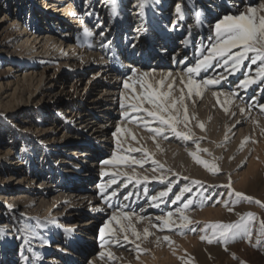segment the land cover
I'll list each match as a JSON object with an SVG mask.
<instances>
[{"label": "bare ground", "instance_id": "bare-ground-1", "mask_svg": "<svg viewBox=\"0 0 264 264\" xmlns=\"http://www.w3.org/2000/svg\"><path fill=\"white\" fill-rule=\"evenodd\" d=\"M18 1L8 18L5 14L7 1H0V53L13 59H50L58 67L65 66L71 71L57 76L54 73L46 75L44 70L29 71L28 68L23 71L6 68L0 72V108L8 114H18L30 106L36 108V121H22L24 125L17 128L26 129V125L31 124L28 127L38 136L29 145L33 149H37V145L43 147L40 152L42 161L34 162L29 175L23 171L25 157L20 156V150L26 151L29 147L26 138L22 136L18 145L15 140L9 144L0 142V211H6V216L0 214L3 219L0 221L3 222L0 225V261L12 264L13 258H18L20 264H38L36 253L47 246L49 250L40 259V264H91L98 259L94 253L102 245L99 244L101 229L109 224L114 214L122 212L115 210L121 206L119 202L127 205L131 199L132 204L142 201L144 207L133 217H145L143 222L147 227L149 217L156 218L170 211L175 213L181 207L185 193L182 201L172 204L171 200L182 188H190L189 180L201 181L206 194L213 191V184L225 186L229 193L230 176L232 189L242 192L240 183L248 181L264 161L263 148H257L255 156L258 157L252 156L248 160L246 171L233 177L230 174L247 159L250 144L240 150L242 140L257 137L259 128L264 131V110L261 107L264 106V77L257 76L258 67L245 70L240 67L233 73L230 65L214 60L212 66L202 69L195 79L217 78L221 74L226 79L208 86L202 97L193 93L185 100L189 127L195 133L193 139L200 138V147L212 153V156L203 152L198 155L210 162L213 157H222L215 161L220 169L217 173L207 171L188 154L196 150L192 140L186 141L171 132L166 133L167 139L157 137L160 149L165 150L160 156L161 150L149 138L150 133L142 125L137 126L138 119L145 114H131L127 109L131 97L140 94L139 85L135 83L134 88H125L124 85L125 82L133 84L142 73H148L147 79L153 83L168 73L173 77L184 74L187 67L194 66L208 54L215 43L214 26L219 20L233 15L235 8L243 3L262 4L264 0ZM27 2L29 16L26 23L17 22ZM177 5L181 9L179 13ZM3 22L6 23L2 26ZM111 33L112 37L108 38ZM165 34L170 36V41L161 43ZM137 52L140 55L136 57ZM150 56L154 57L148 62ZM11 62L15 64L13 60ZM95 62L102 65L98 71H95L98 67L94 66ZM245 77L255 82L247 88L240 87ZM179 87L177 79L176 88ZM175 92L179 96V91ZM213 92L221 95L213 96ZM64 103L68 110H62ZM122 103L125 108L121 107ZM49 109L56 115L52 121L45 116ZM126 110L128 117L124 115ZM141 114L144 115L139 116ZM41 115L45 116L42 120ZM198 122L205 124L204 131L196 126ZM152 124L157 126L155 121ZM118 127L127 131L117 132ZM129 131L143 139L139 143L131 140L132 146H129L126 143L131 138ZM141 146L166 167L173 168L175 173L172 175L164 170L172 181V192L158 208L148 207L149 202L145 200L149 201L152 195L166 190L167 182L148 181L137 185L135 179L128 182L126 176L116 175L118 183L115 188L108 186L113 173L131 175L132 170L122 164H105L104 161L111 160L114 155L125 156L130 148ZM141 154L130 152L128 156L141 159L138 158ZM135 171L139 176L152 175L145 166L137 167ZM233 180L238 181L239 186ZM101 184L105 185L103 193ZM114 190L117 195L111 196ZM194 205L190 206L192 215L198 219H211V211L199 216ZM173 219H176L175 215ZM40 221L47 227L31 228V224ZM73 242H77L76 245ZM17 244L18 255L15 256ZM187 244L192 245V242ZM28 254L33 262L28 259ZM154 257L160 258L157 262L161 264H176L168 251L154 252L152 258H145V262H151Z\"/></svg>", "mask_w": 264, "mask_h": 264}, {"label": "snow or ice", "instance_id": "snow-or-ice-1", "mask_svg": "<svg viewBox=\"0 0 264 264\" xmlns=\"http://www.w3.org/2000/svg\"><path fill=\"white\" fill-rule=\"evenodd\" d=\"M177 12L181 11L180 6L177 5ZM215 43H213L208 50V54L204 55L202 59L198 60L194 66L187 67L186 72L184 74L179 75L178 77H173L172 73H168L164 78L155 83L150 82L147 77L148 73H142L137 81H134L133 84H129L125 82V88H134V84L138 83L139 88L141 89L140 94H134L131 97V103L127 105V109H130L132 112L141 113L143 112L145 116L140 117L137 121V126H143L145 130L150 133L149 138L156 144V148L160 150V144L157 141V137H163L167 139L166 133L171 132L176 137L182 138L186 141L192 140L193 143L196 144V150L191 151L188 154L192 157L195 163L202 165L207 171L211 173H217L220 171L219 165L215 162L217 159L213 157V161L201 159L198 153H207L209 156H212V153L207 148H201L199 139H193L195 133L189 127L190 119L188 113V106L185 103L186 98L190 99L193 93L196 96L202 97V93L204 90L208 88L210 85L219 84L221 79H226L223 74L217 78L203 79L201 81H197L195 76L200 73L202 69H207L212 66V62L214 60L219 63L223 62V65H230L231 71L234 73L237 71L243 62L246 59H250L252 64H256L257 61H260V65L257 69V76L264 77V3L260 4L258 7H248L246 12H241L237 15H226L221 20H219L215 26ZM89 35L91 33H88ZM239 48L240 51L233 53L232 49ZM249 53H252V56H249ZM185 75L187 76V80H185ZM179 80V84L181 87L179 89L176 88V81ZM171 80V83L168 81ZM254 80H251L248 77H245L240 82V87L247 88L250 83H254ZM166 89V90H165ZM187 89V92H185ZM179 91V96H175L174 92ZM216 92H213V96H218ZM219 102V101H218ZM194 103V101H193ZM122 108H125V104H121ZM262 110H264V106H261ZM181 109L183 112H181ZM224 111L227 113L228 108L225 107ZM244 109H241L243 112ZM125 117H128L129 112L126 110L124 112ZM148 118H151L149 120ZM195 119V116L192 117ZM157 122V126H153L152 122ZM182 126V127H181ZM197 127H199L202 131L205 130V124L203 122H198ZM117 132L127 131L126 129L117 128ZM133 141L137 143L140 142L143 137L138 138L135 133H128ZM225 139H227V134L225 135ZM247 140L241 142L240 149L242 150L244 144ZM119 146V142H118ZM219 147V145H217ZM129 152H141L145 157H149L154 154H150L149 151L141 146L139 148H130ZM105 164H127L129 167L132 165L139 166L143 168L146 160L144 159H129L128 156L124 155H114L111 160L104 161ZM152 164L154 167L151 169L153 175L149 176L147 174L139 176L135 168L132 169V174L128 173H113V178L109 180L108 186L112 184H117V180L115 179L116 175H124L127 177L128 182H132L135 179V183L137 185L142 182L148 181H159L161 184L167 182L166 190L160 191L157 195H152L150 197L152 207H159L161 203H164V198L169 196V193L172 192V181L168 179V176L164 174L165 164L152 159ZM157 169H160V174L156 175ZM170 172L171 169H168ZM107 175L108 173H104ZM187 179V178H185ZM193 183H200V181H194ZM232 180L229 176V182L227 187L230 189L228 195L229 197H235L232 200V204L239 203L241 201L248 203H255L260 207L264 208V202L254 199V197L246 195L243 192L236 191L232 189ZM101 193L105 191V185H100ZM189 187L182 188L178 194H175V198L171 200L172 204H176L179 201H182L184 197V193L189 192ZM145 194H147V189H145ZM117 191H113L111 196H116ZM128 197L126 196L125 199ZM192 200H187L182 203V206L176 209V212H167L163 216L156 217L157 221H160V224H151V227L158 228L159 230L169 229L171 230L173 227H178L181 230L184 228H188L189 225L193 224V221L186 214L187 210L192 205ZM223 206L229 212H233V207H229V201H223ZM174 215L176 219H173ZM239 219L235 222L224 223V222H215L206 224L200 231L207 233L209 230L211 231V236L205 234L200 236L201 241H207V243L212 244L213 242H223L225 245L229 241H235L237 238H248L249 241L252 236V228L251 222L255 219L254 213H245L240 215ZM135 216L134 213L129 214L125 212H121L119 215H113L109 221V224L115 222V227L109 228L108 225H105V228L101 229V240L102 246L104 243H108V241L103 240V233L105 229H107L110 233H115L116 235L113 237L117 242L122 235L123 240H129V229L131 230V235L135 237L136 240H141V233L131 224V221ZM137 221H143L145 217L136 216ZM121 221H128L129 223L125 224ZM151 223V221H149ZM199 223V222H196ZM190 231H196L195 228H190ZM182 234V232H181ZM152 233L149 231L148 227L143 229V239H147ZM260 235H264V221L260 222ZM159 237L157 238V242H159ZM163 239L168 241L171 245L173 242L171 241L169 236H164ZM260 243V239H257V244ZM136 248L139 250L140 246L137 244ZM101 258L104 257L105 253H101ZM108 257H112L113 253L108 252ZM233 258L235 255L233 254ZM184 264H190L189 261H185ZM243 264V262H242Z\"/></svg>", "mask_w": 264, "mask_h": 264}, {"label": "rangeland", "instance_id": "rangeland-1", "mask_svg": "<svg viewBox=\"0 0 264 264\" xmlns=\"http://www.w3.org/2000/svg\"><path fill=\"white\" fill-rule=\"evenodd\" d=\"M6 1L7 3L5 4V8H6L5 14L8 18V17H11L12 12L14 11V6H15L14 3L18 4L19 1L18 0H4V2ZM95 2L101 3V0L100 1L95 0ZM35 3H36V0H35ZM259 5L260 4L258 2H256L255 4H251V5H247L243 3V5H241L240 7L235 8L233 15H237L241 12H246L248 7H258ZM28 6H29V3L27 2V4L23 7L21 14L19 15V17H17V22L23 21V23H26V20L29 16ZM0 11H1V6H0ZM92 16H94V13L92 14ZM14 22H15V19H14ZM5 23L6 22H3L2 26ZM93 24H94V21H93ZM107 37L108 38L112 37V33L110 35H107ZM238 51H240L239 48L232 49L233 53L238 52ZM139 55H140L139 52H137L136 57ZM252 55H253L252 53H249V56H252ZM153 57L154 56H150L148 62L152 61ZM11 60H13L15 64L12 65L13 62H11ZM52 61L53 60L41 59V58L31 60L29 58L24 59V58L18 57V58L13 59V57L0 53V72H2L6 68H9V71L13 69H19L20 71H23L28 68L29 71L34 70L36 72H40L44 70L46 75L54 73L55 76H57L60 73H69L71 71L70 69H66L65 66L58 67V65L54 64V61L53 62ZM95 63L96 64L94 66H98L95 71H98L99 67L102 65L97 62ZM259 65H260V61H257L256 64H252L250 59H246L241 65V67L243 70H245L247 68L252 69L253 67H259ZM100 78L101 77H99V79ZM136 85H139V84L136 83ZM256 91L257 89L254 90V92ZM174 95L178 97V94L176 92L174 93ZM30 107L29 109L23 108L21 111L18 112V114L16 112L8 114V113L3 112V109L0 108V142H7L9 144L11 140H15V144L18 145L20 144L22 136L23 138L24 137L26 138L27 146L29 147L26 148L27 149L26 151L20 150V156L24 155L25 157V165L23 166V171L24 172L27 171L28 172L27 174L29 175H30V172L34 169L33 167L34 162L37 163L38 160H41L40 157H43V155L40 153L41 150L43 149L42 145L39 144L41 146L39 148L37 145V149L35 148L33 149V146L29 145L30 141L37 140V136H38V134L35 133L31 127H28V125L30 126L31 124H27V125L25 124L27 126L26 129L17 128L18 125H24L22 121H25V122L31 121V123L32 121L33 122L36 121V115H35L36 108L31 109ZM66 107H67L66 103H64L62 106V110L63 111L68 110V108ZM131 112L132 111H130V113ZM61 115L63 116V114ZM143 115L144 114H141L139 116H143ZM45 116L47 120L49 119V121H52L55 119L56 115L51 109H49L48 111L45 112ZM45 116L41 115V120L44 119ZM254 123L258 125L257 122L254 121ZM68 140H74V138H69ZM131 140H132L131 138L126 140V143L129 146H132ZM245 140H247V142L244 144L245 146L247 144H250V150L248 151L247 159L244 160L239 167L231 171L230 174L232 177L237 173L239 174L247 170L248 160L252 158V156L253 157L255 156V152H257V148L262 147L264 150V147H263L264 146V131L261 130L260 128H259V133L257 137L249 136L243 139L242 141H245ZM239 149H240V146H239ZM17 150H19V147H17ZM160 150H161L160 156H163L165 153V150L164 149L163 150L160 149ZM127 151L125 152L126 154L125 156H128L130 153L129 151L128 152ZM29 153H31V155H29ZM136 155L137 154H135L134 156L136 157ZM128 157L130 159L131 157H133V155L131 157L130 156ZM255 157H258V156H255ZM138 158L146 160V163H144V166L146 170H149V172H151V169L154 167V165L152 164V159L162 162L161 160H158L157 157L153 155L149 157H145L143 154H141L138 156ZM28 163L30 164L29 166H28ZM122 165H124V167L128 169L130 168L131 170L133 168L136 169L137 167H139L136 165H132L131 167H129L127 164H122ZM3 167H6V165L4 164ZM9 167L11 168L13 166L11 165ZM36 168L38 169V166ZM168 169H171L169 173H171L172 175L175 174L172 172L173 168H170V167H166L164 169L165 173L168 172ZM116 173H120V172H116ZM151 174L153 175L152 172ZM155 174L159 175L160 169H157V172ZM171 174L170 176H172ZM188 182L190 184V191L185 193L186 197H185V200L181 202V206L183 202H186L187 200L191 199L192 202L195 203L193 208L197 207L196 210L198 212V215L202 216L206 212L211 211V214H210L211 219L209 218L208 219L207 218L198 219L196 218L195 215H192L190 213V208H189V210H187V215L193 221V224L189 225L188 228H184L183 230H181L178 227H173L171 230L164 229L163 231V230H159L158 228H153V227L150 228L151 224H160L161 222L155 221L156 218L154 217H149L148 221H151V223L149 222L147 227L149 228V231L152 233V235H150L145 240L143 239V229L146 227V225L143 222L144 220L137 221L135 217H133V219L135 220L132 219L131 224L141 233V237H142L141 240H136L135 237L131 235V230L129 229V232H128L129 240L128 241L123 240L122 235H121L119 242H117L113 238L116 234L110 233L107 229H105L103 233V240L108 241V243H104L102 246L101 245L102 240L100 238V242H99V244L101 245L100 250L97 249L94 253L98 255V259L92 262L91 264H161L160 261L159 263L157 262V259L160 260V258H155V257L154 259L151 260V262L149 263L145 262L146 261L145 258H152L154 252H160V251L170 252L176 264H184L185 261H189L190 264H242V262L243 264H264V235H260V222L264 221V208L260 207L259 205L255 203H248L244 201H241L233 205L232 200L235 199V197H229L227 189L225 188V186L221 184H213L211 187L213 191L210 192L209 194H206L205 188H203L201 181L198 184L190 183V182H193L191 180H189ZM235 182H237L236 184L237 186H239L238 181L233 180V183ZM115 185L117 184L111 185L112 189L115 188ZM240 189L246 195L252 196L255 199H258L264 202V161L263 162L261 161V164H259L257 171L253 173L252 177H250L248 181L240 183ZM132 200L133 199H131L127 205H122L124 204V202H119L122 208L121 206H118L116 207L115 210H118V211L120 210V212L127 211V213L128 212L134 213L135 215L138 214L139 212H141L140 210L142 209V207H144L142 204V201L132 204L133 202ZM225 200L229 201V207H233L234 209L233 212L227 211V209L223 206V201ZM145 201L149 202L148 207H150L151 201L150 200L149 201L145 200ZM2 204L5 205L4 202ZM249 212L255 214V219L254 221L251 222L252 236H251L250 241L248 238H237L235 241H229L225 245L223 242H213L212 244H209L207 243V241L200 240L201 235L207 234L211 236L210 230L207 233L200 231V229H202L206 224L215 223V222H224V223L235 222L239 219V216L237 215V213H239L240 215H243ZM162 215H165V214H162ZM107 218L109 219V217ZM2 220L3 219H0V221ZM121 222L125 224L129 223L128 221H121ZM196 222H199V223H196ZM2 224L3 222H0V225ZM43 224H44L43 221H40L39 223L31 224L30 226H32L31 227L32 229L39 230L42 227H47L46 224L45 225ZM108 227L109 228L115 227V222L108 224ZM190 228H195L196 231L194 232L190 231L189 230ZM97 229L98 228H95V230ZM161 233H165V235H162ZM101 235L102 234H100V236ZM156 235L158 237L160 236L159 242H157L158 237L156 238ZM164 236H169L173 243L170 245L168 241H165L163 239ZM258 238L260 239L259 244H257ZM73 241H75V239ZM188 242L189 243L192 242L193 246L191 244H187ZM46 243L47 242L45 241L44 244L46 245ZM73 243L76 245L77 242H73ZM92 243H95V241H92ZM137 244L140 246L139 250L136 248ZM16 246L17 247L15 249V256L18 255V247H19L18 244ZM48 250L49 249L46 246L43 248L42 252L36 253L35 257H36V261L38 262V264L42 263L40 259L42 257L44 258ZM98 250L100 252H98ZM109 251L113 253V256L111 258L108 257L107 255ZM102 252L105 253L103 258H101V255H100ZM233 254L235 255V258H233ZM27 256H28V259L31 262H33L32 256L30 254H28ZM12 262L13 264H20L21 259L13 258Z\"/></svg>", "mask_w": 264, "mask_h": 264}, {"label": "built area", "instance_id": "built-area-1", "mask_svg": "<svg viewBox=\"0 0 264 264\" xmlns=\"http://www.w3.org/2000/svg\"><path fill=\"white\" fill-rule=\"evenodd\" d=\"M164 38L166 39L167 38V35L165 34V36H164ZM5 208H6V206L5 205H3ZM0 214L2 215V216H6V211L4 210L3 212L2 211H0ZM7 222V220L5 221V223ZM0 264H9L8 262H2V261H0ZM12 264H13V262H12Z\"/></svg>", "mask_w": 264, "mask_h": 264}]
</instances>
